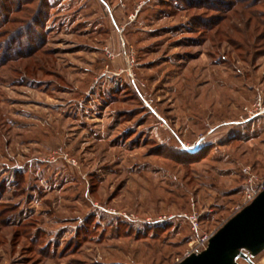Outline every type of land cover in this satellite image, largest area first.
Returning a JSON list of instances; mask_svg holds the SVG:
<instances>
[{
  "label": "rangeland",
  "instance_id": "374dc122",
  "mask_svg": "<svg viewBox=\"0 0 264 264\" xmlns=\"http://www.w3.org/2000/svg\"><path fill=\"white\" fill-rule=\"evenodd\" d=\"M255 1L0 0L23 9L0 50V264H177L248 206L264 184Z\"/></svg>",
  "mask_w": 264,
  "mask_h": 264
},
{
  "label": "water",
  "instance_id": "95a60500",
  "mask_svg": "<svg viewBox=\"0 0 264 264\" xmlns=\"http://www.w3.org/2000/svg\"><path fill=\"white\" fill-rule=\"evenodd\" d=\"M264 252V190L229 220L200 253L177 264H255L253 258Z\"/></svg>",
  "mask_w": 264,
  "mask_h": 264
},
{
  "label": "trees",
  "instance_id": "16d2710c",
  "mask_svg": "<svg viewBox=\"0 0 264 264\" xmlns=\"http://www.w3.org/2000/svg\"><path fill=\"white\" fill-rule=\"evenodd\" d=\"M258 2H261V3H263V0H257V1H255L253 4L254 5H252V3H250L249 5L251 6L252 5V7L253 6H258L259 4H257ZM28 4H30V2H28ZM41 4L44 6V2L43 1H41ZM42 5H40V6H42ZM193 4H191V6H192ZM248 5V6H249ZM261 5V4H260ZM246 6V5H245ZM247 6V7H248ZM1 10H3V11H5L6 13H4V14H2V13H0V17H2L3 18V22H1L0 23V36H2V39H0V50H5L4 52H6L7 53V50H9V45H12V43L14 42V43H16L18 40H20L21 39V36H22V34H21V30H19V29H12V30H6L5 32H4V28L6 27V26H9L13 21H12V15H14L15 13H18V12H21L23 9H18L17 11H12L11 10V7L9 6V7H6V5H1ZM41 8V7H40ZM246 8V7H245ZM41 10L38 12V14L35 16V17H37L38 15H41ZM2 14V15H1ZM252 14H253V19L255 18V20L256 19H259L260 17H262L261 18V21L259 20H256V23H257V25L258 26H260V27H264V23H262V22H264V21H262V20H264V16H261V12H258V11H253L252 12ZM35 17H33V18H35ZM14 20V19H13ZM33 22L34 23H36V24H39V22H38V19L37 18H35L34 20H33ZM33 23V24H34ZM24 25V24H23ZM258 26H257V28H258ZM19 30V31H18ZM27 30H30V32H32L31 34H33L34 33V31H33V29H32V25H29L28 26V28H27ZM14 33H16L15 35H14V37H13V40L11 39L10 40V37L14 34ZM29 33V32H28ZM30 36H28V37H25L26 38V40L25 41H27L28 40V38H29ZM257 38H259V36H257ZM37 38H35V40H36ZM41 39V41H42V38H40ZM22 40V39H21ZM44 42V40L42 41V42H38V43H36V45H31L30 47H28L27 48V53H15V54H6L4 57H3V59L2 60H4V61H8V60H12V59H16V58H18V57H20V56H25L26 58L27 57H30L34 52H36L38 49H41V48H43V43ZM22 42H19V44H21ZM1 62H3V61H1Z\"/></svg>",
  "mask_w": 264,
  "mask_h": 264
},
{
  "label": "built area",
  "instance_id": "2783aa9c",
  "mask_svg": "<svg viewBox=\"0 0 264 264\" xmlns=\"http://www.w3.org/2000/svg\"><path fill=\"white\" fill-rule=\"evenodd\" d=\"M264 190V184L260 186V188L258 189H254V188H250L248 191H246L245 193V197H244V200H245V204L246 205H249L250 203H252V201ZM198 217L196 215H194L193 217H190L191 219V222L193 224V231L195 232H199V226H198ZM212 236H208V235H202L201 237H199L196 241H197V245L198 247L202 250L200 251H196V252H193L191 254H194V253H200L201 251H203L207 245H208V242L209 240L211 239ZM191 254H189L188 256H190Z\"/></svg>",
  "mask_w": 264,
  "mask_h": 264
}]
</instances>
